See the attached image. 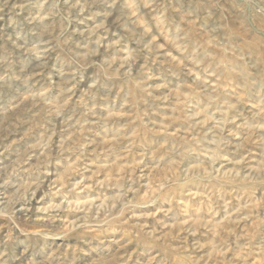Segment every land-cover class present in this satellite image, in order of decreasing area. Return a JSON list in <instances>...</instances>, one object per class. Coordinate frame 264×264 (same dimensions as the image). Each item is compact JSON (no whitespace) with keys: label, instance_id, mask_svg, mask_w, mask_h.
<instances>
[{"label":"rangeland","instance_id":"374dc122","mask_svg":"<svg viewBox=\"0 0 264 264\" xmlns=\"http://www.w3.org/2000/svg\"><path fill=\"white\" fill-rule=\"evenodd\" d=\"M0 264H264V0H0Z\"/></svg>","mask_w":264,"mask_h":264}]
</instances>
